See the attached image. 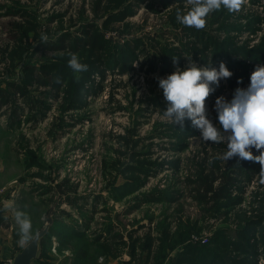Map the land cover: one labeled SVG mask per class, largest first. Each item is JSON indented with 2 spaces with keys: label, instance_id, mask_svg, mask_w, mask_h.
Masks as SVG:
<instances>
[{
  "label": "rangeland",
  "instance_id": "1",
  "mask_svg": "<svg viewBox=\"0 0 264 264\" xmlns=\"http://www.w3.org/2000/svg\"><path fill=\"white\" fill-rule=\"evenodd\" d=\"M100 1H103L101 5ZM130 4H133L132 15L105 25L107 16L116 15L121 9H115V3L110 0H0L2 88L6 87L5 81H22L25 66H40V63L50 64L57 60L55 51L39 50L36 53L34 47H38L39 43H56L65 32L76 34L85 25H94L93 33L97 31L121 48L126 45L135 47L138 41L141 42L136 51L137 60L130 63V70L122 73L119 67L104 66L101 73L92 76V86H87L85 107L82 109L63 113L61 94L58 100L46 101L50 110L45 112V118L33 119L31 117L35 112L29 113L19 97L17 105L25 112L19 116V124L17 122L11 127L10 115L14 104L10 102L3 106L0 112V197L14 215L19 209L27 212L33 233L49 226L50 234H54L55 230H51L53 224L64 223L84 230L90 240L103 232L108 235L111 245L119 243L121 236L128 243L127 236L130 238L131 235L139 241L134 264H151L147 255L153 258L152 247L150 249L146 244L147 236L152 238L154 250L159 246L157 239L162 233L164 235L167 228L170 236H176L186 227L191 235L188 240L178 243L175 250L167 246L164 264H175L185 244L202 245L193 243V236L211 240L219 228H227L230 235H235L245 219L262 215L264 182L260 174H256L251 181L242 179L245 191L234 194L241 197L239 204L232 210L223 208L220 213L205 212V209L212 208L194 200L187 178L193 179L199 163L206 156L213 159L219 153H224L226 143L204 142L198 128L193 135L186 137L185 142L179 141L173 132L180 125L163 115L168 102L159 87V79L166 78L176 67L162 74L159 69L154 72L149 70V64L154 55L161 54L165 47L183 60L179 66L181 70L189 66V59L199 67L207 66L217 71L220 63L224 62L232 76L221 78L218 85L210 84L214 91L205 101L208 118L220 128L215 109L217 98L222 96L230 102L235 90L247 89L250 85L248 77L258 66L264 65L263 57L256 58L255 53V49L264 47V0H246L240 11L228 17L227 24L242 27L239 33L232 31L227 34L220 30L221 26L207 22L203 30L209 35L202 36L198 31L189 33L181 28L184 25L174 21L178 2L165 7L160 0H127L125 5ZM182 7L183 11H187L191 6L185 0ZM31 15H34L38 27L27 38L20 39L13 33L16 29L14 25L24 24ZM42 33L49 37L47 43L41 42ZM207 36H211L214 42L228 45V50H220L221 59L215 58L214 48L207 51L203 48L202 42ZM18 45L26 48L22 58L18 59V56L13 60L8 58L7 52L4 59L5 48L12 49ZM184 47H188V50H183ZM193 47H197L198 54H194ZM245 50L252 53L247 57ZM236 75H241L242 80L239 81ZM37 87L30 89L38 101H44L40 92H46L44 88ZM184 121L190 120L185 118ZM224 135L227 138L228 133ZM179 144L184 145L182 150L177 149ZM131 151L140 153V159L147 157L151 163L159 161L164 166L157 169L151 167V173H155L146 178L140 191L118 198L110 191L112 180L118 186L126 180L120 174L123 165L117 161L136 163L138 156L132 160ZM177 159L181 161L179 174L175 176L174 168H169L167 163ZM37 162L40 165H36ZM64 181L66 184L62 189L65 195H62L59 186ZM170 189L182 193L178 202H166L164 199L158 203L139 202L140 195L163 191L162 194L166 190L174 193ZM67 196L74 205L69 204ZM56 219L58 221L54 223ZM196 224L200 229L198 233L191 230ZM5 225L6 231L13 236L11 229L18 227L15 217ZM110 225L114 228L111 234L105 231ZM58 238L57 235H52L47 241L44 238V255L49 259L54 254L62 263L65 252H69L60 251ZM52 243L51 254L48 248ZM259 253L257 264H264L262 247ZM104 262L102 258L98 264Z\"/></svg>",
  "mask_w": 264,
  "mask_h": 264
},
{
  "label": "trees",
  "instance_id": "2",
  "mask_svg": "<svg viewBox=\"0 0 264 264\" xmlns=\"http://www.w3.org/2000/svg\"><path fill=\"white\" fill-rule=\"evenodd\" d=\"M126 1L127 0H110V2L115 3V9H121L118 14L107 16L104 22L105 25H108L112 21L125 20L129 15L133 14V4L132 6L131 4L125 5ZM184 1L185 0H160L165 7L178 2V7L181 11H183L182 3ZM102 2L103 1H100L99 4L101 5ZM233 14L234 12H229L226 8L221 6L220 10L212 11L209 15V19L206 17V26L208 22V24L214 26H221L220 30L226 31L225 33L227 34L232 31L239 33L241 31L240 28L242 27H237L234 24H227L229 20L228 17ZM174 21H176V17L174 18ZM14 26L16 29L14 28L13 33L22 39L27 38L30 32L35 31L38 24L35 21L34 15H31L28 20L26 19L24 24H16ZM94 27L95 26L91 24L85 25V27L76 34L69 31L65 32L59 37L56 43L52 42L47 45L39 43L38 47H34L36 53L39 50L43 52L45 50H52L56 52L57 60L50 64L40 63V66H37L36 64L27 65L24 68L25 77L22 81H5L6 87H0V112L4 105H8L10 102L14 104V108L10 115L11 127L17 122L19 124V116L21 117L25 112L24 109H20L19 105H17V98L19 97L23 103L26 104L29 113L35 112V115L31 117L33 119L45 118V112L50 110L46 101L52 99L58 100L61 94L63 95L61 109L63 113H68L85 107V95L88 92L87 86L88 84L92 86V76L95 73H101L104 66L110 68L119 67L122 73L131 69L130 63L137 60L136 51L139 50L141 42L138 41L135 47H128V45H126L121 48L117 45H113L97 31L93 33ZM181 28H185V30L191 34H193L194 31H198L201 36L206 34L209 35L208 32L203 29L202 31L186 26H182ZM199 35H197L198 39ZM202 45L206 51L210 48H214V56L216 59H221L219 55L220 50L229 49L228 45L225 43L214 42V39L211 36H207L202 42ZM32 48L33 47H29V49ZM25 50L26 48L21 45L12 49L6 47L4 51V59L7 57V52L8 58L10 57L14 60L19 56L18 59H21ZM183 50H188V47H184ZM193 50L195 51L194 54L199 53L197 47H193ZM200 51L202 52V50ZM69 52L77 53L80 57L81 63L88 65L87 72L78 74V81L75 78L77 74H74L67 64ZM251 53V51L245 50L246 56ZM255 53L257 55L256 58L263 57L261 60L264 59V47L255 49ZM173 58H177L178 60V63L175 65L173 64ZM196 58L197 57H195V59ZM180 59L179 55L168 49V47H165L162 49L161 54L154 55L153 60L149 64V70L154 72L159 69L162 74L171 72L175 67H179L183 64V60ZM57 76L61 78L62 84L54 83V79ZM236 77L239 81L242 80L241 75H236ZM248 78L250 80V77ZM33 86L44 88V92L46 93H43V91L40 92L42 93V99H44V101H38L34 97L33 91L30 89V87ZM183 125V129L179 126L176 127L173 132L180 142H185L186 137L193 135L194 130L196 129L192 127L191 121H184ZM183 148L184 145H177L178 150H182ZM252 152L253 155L260 154L255 148L252 149ZM131 155L132 160H134L135 156H138L136 163L125 164L119 160L117 161L123 165L120 169V174H122V177L126 180L124 184L119 186L116 185L114 180H112L113 183H111L110 191L114 196H119L118 198L129 196L140 191L146 183V178L155 173L154 171L151 173V170L163 168L164 166L162 163H159V161H152L151 163L147 157L140 159V153H136L135 151L133 153L131 151ZM145 155L147 154H144L143 156ZM222 155L223 153H219V155L213 157V159L206 156L203 161L199 163L198 171H196V175L193 179L187 178L190 185L189 191L191 195H193L194 200L212 208L205 209V212L220 213L223 208H230V210H232L235 205L242 201L239 195V197L234 195L237 194L235 192L242 194L245 191L241 180L245 179L251 181L256 174L260 173L261 166L257 162L239 161V164H237V161L239 160L238 157H233L228 161L216 158ZM210 159L211 161L208 162ZM180 161V159H177L175 161H168L167 163L169 168H174L173 174L175 176L179 174ZM35 164L40 165L39 162ZM260 179L262 181L261 177ZM64 184H66V181L62 182L59 186V193H62V195H65V191L62 189ZM51 190L52 189H50V191ZM170 191L174 193H170L166 190V193L162 194L161 192L163 191L156 192L157 194L154 193L153 195H140V198L138 197V199H140L139 202L150 203L162 202L161 200L163 199L166 202H178L182 193H179L176 189H173V191L170 189ZM258 196L257 201L259 200ZM67 197L69 204L71 206L74 205L72 199H70L69 196ZM98 198H96V200H98ZM56 221L58 220L56 219L54 223ZM166 221L167 218L165 219V223ZM76 228L77 226H66L64 223L53 224L51 230H55L54 234H50L49 232L46 235L48 238H46V236L44 238L47 241L52 235H57L59 237L58 240H60L58 245L60 251L64 252L66 250H71L74 253L77 264H98V258L101 256H112L116 258L119 250L117 247L119 246L128 249V254H130L131 260H134L135 257H137L136 255L138 253L136 252H138L139 241L131 235L130 238L128 237V243L123 240L124 237L121 236V241L119 243L111 245L108 242V235L103 232L96 238L90 240L84 230L81 231ZM113 229V225H110L105 231H108V233L111 234ZM191 230L194 231V233H198L200 229L197 228L196 224ZM103 236H105V240H103ZM190 236V231L189 229L186 231V227L185 230L176 236H170L167 228L164 235L162 233L161 237L157 239L159 241V246L154 250L153 240L150 236H147L146 244H148L150 249L152 247L153 255V258L151 255H147L148 261L150 262V260H152V264H164L166 258L165 253L168 248L167 246H169L171 250H175L178 243L186 239L188 240ZM44 238L43 243L45 241ZM261 247L264 250V213L256 217L245 219L244 223L242 222L236 229L235 235H230L227 228H219L211 237V240L207 245L193 246L191 244H185L183 249L178 253L175 264H257V258L260 254L259 249ZM45 248L46 246L44 245L42 247V256L44 255ZM233 253H236L235 257H232ZM150 257L152 259H150Z\"/></svg>",
  "mask_w": 264,
  "mask_h": 264
},
{
  "label": "clouds",
  "instance_id": "3",
  "mask_svg": "<svg viewBox=\"0 0 264 264\" xmlns=\"http://www.w3.org/2000/svg\"><path fill=\"white\" fill-rule=\"evenodd\" d=\"M190 5L187 11L176 10V20L186 27L202 30L206 27V17L212 11H218L221 6L229 12H238L246 0H186ZM41 42L47 43L49 37L41 34ZM68 67L79 80V73L87 72L88 65L81 63L77 53H68ZM173 58V64H177ZM232 73L220 63L219 70L210 67H199L189 59V66L176 70L166 78L159 79V87L163 90L168 107L163 115L172 123L179 124L183 129L185 118L191 121L193 128L201 131L204 142L226 143L227 150L222 156L216 157L228 161L238 157L239 161H253L260 164V177L264 181V65L258 66L250 76L247 89L237 88L233 99L228 102L219 97L215 103L220 128L213 125L206 114L205 101L214 91L210 84H219L221 78H229ZM54 83L62 84L59 76ZM222 129V130H221ZM224 133H228L225 138ZM260 152L253 155L252 149ZM15 222L18 225L20 246H25L38 239L39 233H33L30 216L25 211L15 212Z\"/></svg>",
  "mask_w": 264,
  "mask_h": 264
},
{
  "label": "crops",
  "instance_id": "4",
  "mask_svg": "<svg viewBox=\"0 0 264 264\" xmlns=\"http://www.w3.org/2000/svg\"><path fill=\"white\" fill-rule=\"evenodd\" d=\"M2 203H3V200L0 197V264H11V263L13 264L16 256L21 251H23V249L30 242L23 247L20 246L18 242L19 241L18 227H16L14 230L11 229V231H13V236H12V233H8L6 231L5 224H7V221H9V219H11L12 221V218H14L15 215L12 213V211H9L7 209L6 203H3L4 205H2ZM43 228L41 227L40 229H38V232L42 230ZM123 240L126 241L125 237L123 238ZM127 240H129L128 236H127ZM58 244H59V241H58ZM43 246H44V243L42 240L40 243V252L38 254V257L32 261V264H77L74 253L71 250H66L69 253L65 252L64 261L62 260L61 261L62 263H60L58 259L55 257V255L52 254L53 253L52 252L53 243L51 244V247L48 248L49 253L51 252L52 255L49 253L48 254L51 255L52 257L47 259L44 255L42 256ZM117 248H119V250H118V256L116 258L112 256H101L98 258V263L100 259L104 258V261H105L104 264H134L136 257L134 260H131V256L130 254H128L129 252L127 248L123 246H119ZM150 263L152 264V260H150Z\"/></svg>",
  "mask_w": 264,
  "mask_h": 264
},
{
  "label": "water",
  "instance_id": "5",
  "mask_svg": "<svg viewBox=\"0 0 264 264\" xmlns=\"http://www.w3.org/2000/svg\"><path fill=\"white\" fill-rule=\"evenodd\" d=\"M49 226L40 230L38 239L31 241L14 259L13 264H32V261L38 257L40 252V243L43 238L48 234Z\"/></svg>",
  "mask_w": 264,
  "mask_h": 264
},
{
  "label": "built area",
  "instance_id": "6",
  "mask_svg": "<svg viewBox=\"0 0 264 264\" xmlns=\"http://www.w3.org/2000/svg\"><path fill=\"white\" fill-rule=\"evenodd\" d=\"M209 240H210V238H208V237L207 238L204 237L202 239H198L195 236L192 237V242L193 243H201L202 245L209 243Z\"/></svg>",
  "mask_w": 264,
  "mask_h": 264
}]
</instances>
